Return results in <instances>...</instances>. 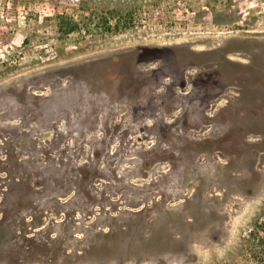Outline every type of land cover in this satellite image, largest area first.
<instances>
[{
	"label": "rangeland",
	"instance_id": "rangeland-1",
	"mask_svg": "<svg viewBox=\"0 0 264 264\" xmlns=\"http://www.w3.org/2000/svg\"><path fill=\"white\" fill-rule=\"evenodd\" d=\"M263 213L264 0H0V264H257Z\"/></svg>",
	"mask_w": 264,
	"mask_h": 264
},
{
	"label": "trees",
	"instance_id": "trees-1",
	"mask_svg": "<svg viewBox=\"0 0 264 264\" xmlns=\"http://www.w3.org/2000/svg\"><path fill=\"white\" fill-rule=\"evenodd\" d=\"M95 17H97L96 21L93 20ZM133 19V12L131 10L122 11L118 8H111L104 11V13L96 14V16H94V13L92 12L86 17V20L81 21L64 14H59L56 17V26L57 32L61 36H67L78 31H84L87 33L98 31L100 33L117 34L122 30L129 29L133 25ZM40 163L43 164L42 167H45L46 160H40ZM58 165H66V163L64 160H59ZM61 172H63L62 174L66 173L64 169ZM76 172H81L80 176L85 174L82 168H77ZM36 174L45 180L47 173L44 176H42L41 173ZM4 176L9 182V187L10 182L11 184L13 183L17 185L18 183H22V181H26V179L21 178L19 175H10L8 171L4 174ZM63 182L64 181H60V187H62ZM7 186L8 185H6V187ZM246 240L250 245V252L253 259L257 262V264H264V213L261 219L256 221L249 229Z\"/></svg>",
	"mask_w": 264,
	"mask_h": 264
}]
</instances>
